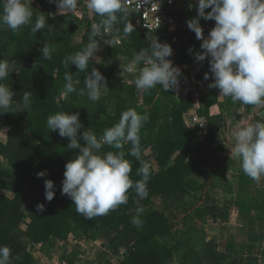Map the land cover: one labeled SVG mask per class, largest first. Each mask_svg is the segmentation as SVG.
Listing matches in <instances>:
<instances>
[{
    "label": "trees",
    "instance_id": "1",
    "mask_svg": "<svg viewBox=\"0 0 264 264\" xmlns=\"http://www.w3.org/2000/svg\"><path fill=\"white\" fill-rule=\"evenodd\" d=\"M31 6L33 21L39 12L48 14L47 22L51 28L42 29L35 35L30 26L17 33L9 29L10 40L16 42L14 55H10L9 45L0 40V59L46 65L44 74H35L10 64L13 72L4 81L16 93L11 108L13 112L0 114V133L3 126H8L6 142L0 141V184L4 179L15 182L13 198L0 195V245L11 248L12 264H34L31 246L37 244H41V252L50 257L53 249L49 242L52 240L63 242L64 264H77V251L68 252L70 237L82 234L88 240H96L108 229L117 230L109 240L117 257L116 264H168L172 260L177 264H244V242L237 243L233 252H227L219 247L216 237L200 239L189 231L193 227L184 230L179 227L178 213L190 214L192 211L201 220L212 222L228 221L234 210L241 214L264 215L261 181H253L242 170L236 191L228 180L218 181L224 203L220 204L210 193L204 198L201 195L204 183L200 177L212 173L210 164L217 165L226 154L218 144L225 121L223 111L219 114L211 112V107L219 102L217 92H203L200 107L196 109L198 116L207 121L206 131L200 122L194 126L186 123V118L193 117L192 91L182 98L177 97L174 90L166 92L158 85L144 91L140 101L136 88L128 85L124 69L141 49L150 46V42L139 24L140 14L127 7L128 19L135 30L125 37L122 35L123 25H117L121 35L110 32L97 37L101 43L107 39L103 60L89 61V72L96 68L104 77L110 75L107 92L102 93L97 102L89 100L86 94L72 93L65 97L61 94L66 83L65 73L70 72L74 82L80 81L75 85L77 90L84 87L88 73L78 71L75 65L66 67L64 58L88 44L91 24L98 23L100 18L85 15L84 19H79L74 13L58 14L57 4L49 0H33ZM179 13V26L168 38L176 35L180 40H189L195 49V59V54L202 51L201 44L187 26V21L194 15L185 10ZM205 22L200 23L204 26ZM80 28H84L85 33L82 41L75 44L73 39ZM117 38L122 42L118 44ZM45 43L55 45L50 60L44 59L40 51ZM25 91L33 94L32 104L27 109L24 105L17 106L23 102ZM128 108L150 114L141 129L142 157L150 163L152 170L148 196L140 200L133 190H129L127 204L120 205L106 216L85 219L76 212L73 201L61 195L65 165L79 150H68V139L50 131L47 118L60 111L79 112L84 126L79 133L90 128L99 137L106 128L118 122L121 112ZM81 143L85 142L81 139ZM130 147L126 144L125 151ZM102 150L116 151L107 144ZM2 158L14 170L5 169ZM126 158L132 162L131 178L133 181L140 179L137 175L139 162L131 156ZM40 162L46 163L47 172L46 176L38 178L37 173L42 170L38 167ZM45 179L55 183L56 194L51 202L45 199ZM33 195L39 199L37 204L45 205L43 213L37 212L36 206L30 212L24 210ZM156 197H159L158 201ZM196 199L197 202L202 200V204H196ZM137 216L142 227L133 223ZM186 218L188 215L181 220L185 222ZM25 219H29L28 226L20 232Z\"/></svg>",
    "mask_w": 264,
    "mask_h": 264
},
{
    "label": "clouds",
    "instance_id": "2",
    "mask_svg": "<svg viewBox=\"0 0 264 264\" xmlns=\"http://www.w3.org/2000/svg\"><path fill=\"white\" fill-rule=\"evenodd\" d=\"M32 2L0 0V21L13 33L29 26L33 35L42 29H50L48 14L39 12L33 21ZM49 2L57 4L61 15L78 7V0ZM86 7L100 18L99 22L91 24L88 44L75 54L66 56L63 63L68 68L75 65L78 71L88 74L84 78V87L77 90L75 85L80 81L74 82L71 73L66 72L61 94L65 97L72 93L86 94L89 100L97 102L101 99L102 85L106 84L99 70L92 68L89 72V61L100 50L97 37L104 32L121 35L117 25H123L122 35L126 37L135 27L128 19L129 9L124 0H86ZM195 7L197 15L187 21V26L195 33L196 39L202 41V51L195 54V60L203 62L210 57V72L214 79L209 87L218 89L219 95L230 98L233 103L264 109V0H196ZM206 9L210 11L206 12ZM201 18L215 21L207 37L203 35ZM40 51L44 59L50 60L55 45L45 43ZM172 54L171 45L156 38L150 41L149 47L141 49L124 70L130 72L142 65L135 80L137 89L148 91L159 85L166 92L178 90L182 70L169 59ZM10 64V61L0 59V114L13 112L11 108L16 93L4 83L13 72ZM204 79H209L208 73ZM32 97V92H24L25 109L31 106ZM79 115V112L60 111L50 114L46 121L50 131L68 139V150H79L65 165L61 195L73 201L76 212L89 220L106 216L120 205L127 204L129 190H133L140 200L146 198L152 170L150 163L142 157L141 129L150 119V114L128 108L121 112L118 122L106 128L99 137L90 128L79 133L84 127ZM257 116L255 121L234 131L235 143L230 157L240 162L246 176L258 182L264 176V110ZM105 144L116 151L104 152ZM126 144L131 145L127 151ZM128 156L140 164L138 180L131 178L132 162L126 158ZM44 176L46 171L37 173L38 178ZM44 185L45 199L51 202L56 194L55 183L45 179ZM36 211L43 213L45 205L37 204ZM133 223L142 227L138 216ZM0 264H12L9 246L0 245Z\"/></svg>",
    "mask_w": 264,
    "mask_h": 264
},
{
    "label": "crops",
    "instance_id": "3",
    "mask_svg": "<svg viewBox=\"0 0 264 264\" xmlns=\"http://www.w3.org/2000/svg\"><path fill=\"white\" fill-rule=\"evenodd\" d=\"M84 1H85V5H86V0H84ZM78 3H79V0H78ZM195 3H196V0H177L176 3L174 4V6L167 8V13L169 16H171L175 19V21L178 25L179 22H177V20H178L177 16L180 15L179 12L185 10V11H190L194 16L197 15ZM85 5H83V6L78 5V7L75 10H73L71 13H74L79 19H84L85 15H87L89 18H93L94 14L88 8L86 9ZM190 5H192L191 8L189 7ZM57 13L60 14L58 10H57ZM65 13H68V12H65ZM137 13H139V12H137ZM201 21H204V19L201 18ZM214 22H215L214 20H206L204 26L203 25H201V26L204 29V28H207V26H209V24H213ZM139 24H140L141 28L143 29V31L145 32V34L147 35V39L149 42L153 41L150 38L151 35H153V37L158 36V40L160 42L169 43L173 49V54L171 57H169V59H171L173 61L174 66H178L182 70V76L180 78L181 88L178 90H174L175 95L177 97L185 98L189 94V92L192 91L193 98H194V108L192 110L193 115H194V119H193L194 122H193V124H191V123L187 122L188 120H186L187 125L194 126L196 123L200 122L203 130L204 131L207 130V121L205 120V118H200L198 116L196 109H198L200 107V96L203 92H206V91L217 92L219 102L217 104H214L211 107V112L213 114H219L221 111H223L225 121H224V126L221 130V138H220V141L218 142V144L223 147L224 153H226V154L223 156L221 161L219 163H217V165L215 163H211L210 166H212V164L216 166V168L214 170L217 173L216 178L218 179V181L220 180L221 182H223V181L225 182L226 180H228L229 182H231L233 184V188L236 191L237 181H238L239 174H240L242 169L240 166V162L238 160L230 157V151L233 148L234 143H235V142L232 143V140L234 139V135H233L234 131L227 128V126H228L227 123H228V119H229L228 115H230L231 111L232 110L234 111V109H229V104L232 103L230 98H225V97L219 95L218 89L209 87V84L213 83V79H214L211 72H210L209 61H205V60L203 62L196 61L194 59L195 49L192 46L191 42L187 39L180 40L176 35L171 37V38H168V36L162 37L159 33L149 32V31L145 30L142 27L141 14H140V19H139ZM183 26H185V25H183ZM175 31H173V32H175ZM84 33H85V29L80 28V30L77 32V35H80L81 37H80L79 41L74 42L75 44H79L82 41V37H83ZM106 33L110 34V32H104L102 35H104ZM0 35H1V37H0L1 42L7 43L9 45L10 55H14L15 51H16V42L10 40L9 28L7 25L3 24L2 21H0ZM106 42H107V39L105 40V43ZM121 42H122L121 38H117V43L119 44ZM105 43L100 42V44L102 45V48H103V56H104V46H105L104 44ZM180 44L182 46H184V48L186 50H183L180 47ZM190 49H191V51H190ZM183 54H184V56H182ZM91 60H94V59H91ZM102 60H103V58L99 61H102ZM94 61H97V60H94ZM11 65L14 67H22V68L26 69L28 72L35 73V74H44L46 72V65L40 64V63H32V62H28V61H24V60H14L11 62ZM205 73H208V75H209L208 80L204 79ZM129 75H130V72L127 71L126 81H127L128 85L136 88V90L140 94L139 95L140 101H142L144 90L141 91L140 89H137V87L135 85V81H134L135 80L134 79L135 73H132V76L130 77L131 82L129 81ZM106 77L105 78L107 79L106 84H107V90H108L110 75H107ZM132 78H133V80H132ZM107 90H106V92H107ZM196 93H198V96H196ZM225 102L228 103L227 106H226ZM18 104H22V105L20 106ZM221 104H222V106H221ZM23 105H24L23 102L17 103L18 107H22ZM248 106L249 105H247V107ZM251 108L249 107V109H251ZM261 110H264V109L260 108V111ZM257 118H258V116L254 115V117L252 118V122L255 121ZM7 133H8V126H3L1 133H0V141L6 142ZM3 165H4L5 169L14 170L11 168V166L8 164V162H6V164L3 163ZM38 167L40 169H42V171L47 172V168H46L45 163L40 162L38 164ZM233 174H234V177H233ZM4 180H6V179H4ZM3 181L0 184V195L3 197H6V198H10V199L13 198L15 195V182L12 185L10 183H7V182L5 183ZM260 181H261L260 182L261 187L264 188V176L261 177ZM221 190H222V188H221ZM156 198H155V200L158 201L159 197H156ZM38 201H39L38 197L33 195L28 200V202L26 203L24 210L26 212H30L36 206ZM232 214H231L232 217L230 218V221H225V222L220 221V222H222V224H224L225 226H229L228 227L229 229L227 231L225 230V232H228L230 230L233 231L237 227L242 228V230L240 232L238 230H236L235 233L237 236L236 237L237 241L239 238L240 239L243 238L246 240V243H247L245 256H244V264H264V216L256 215L254 213L253 214H241V213L235 212V210L232 212ZM236 221H237V223H236ZM28 223H29V219H25L22 221V223H21L22 226L20 227L22 230L21 232H24L26 230ZM96 226H97V228H99L100 223L97 222ZM116 232H117V230L108 229L103 234H101L99 236V238L96 240H88L87 237L82 235V234L78 237L71 236L68 243H67L68 249H69L68 252H70L71 250L77 251V253L79 254V257L77 259V264H83V262H84V264H116L118 262L117 257L114 255L112 247L109 244L110 238ZM232 241H234V240L232 239ZM49 245L52 248H54V250H55L56 246H61V249H62L63 242H61L59 240H52L49 242ZM88 245H90V248L86 249L88 247ZM227 245L228 244L226 243L225 247H227ZM34 246L41 248V244H37ZM85 251H86V253H85V255H83L82 253ZM32 252L35 256V263L34 264H58V260H60L61 257H62V263L61 264L65 263L63 260V250L61 251V253L60 252L54 253L50 257H48L44 253H42L41 250L39 252H35L32 250ZM227 252H229V251H227ZM58 254H59V256H58ZM82 258H84V259H82ZM55 261L57 263H55ZM59 264H60V262H59Z\"/></svg>",
    "mask_w": 264,
    "mask_h": 264
},
{
    "label": "rangeland",
    "instance_id": "4",
    "mask_svg": "<svg viewBox=\"0 0 264 264\" xmlns=\"http://www.w3.org/2000/svg\"><path fill=\"white\" fill-rule=\"evenodd\" d=\"M83 1L84 0H79L78 5H82V6L85 5V1L84 2ZM37 5L39 7H41L39 3H37ZM86 9H87V7H86ZM57 10H58V8H57ZM80 37H81L80 35H77L76 37H74V39H73L74 42L75 41H79ZM150 38L154 41L156 38L158 39V36L157 37H153V35H151ZM180 47L183 50H186L184 48V46H182L181 44H180ZM96 55L97 56L93 57L94 60L99 61V60H101L103 58V48H102L101 44H100V50L96 53ZM138 67H140V66H138ZM138 67L135 68L133 71H130V75H129V81L130 82H131L130 77L132 76V73H135V77H134L135 80L138 78V76H139V68ZM106 78H105V80H107ZM132 80H133V78H132ZM180 85H181V81H180ZM180 85H179V89L181 88ZM106 90H107V84L102 85L101 92L102 93H106ZM225 104H226V106L228 105V103H226V102H225ZM18 105L21 106L22 104H18ZM229 109H234V111L232 110L231 114L228 115L229 119H228V123H227L228 124L227 128H229L232 131H235V129H237L239 126H243V125H246L247 123L252 122V118L254 117V115L257 116L258 112L260 111V108L252 107L251 109H249V107H247V105H243L240 102H236V103L232 102L231 104H229ZM193 119H194V115H193V117L186 118V120H188L187 122L191 123V124H193V122H194ZM233 140H232V143L235 142ZM2 161H3L4 164H6V162H7L3 158H2ZM43 163H45V162H43ZM209 168L212 169V173L207 174V175H203V176L200 177V180L204 183V189H203L201 195L204 198L205 194L210 193L211 196H213V198L217 199V201L220 204H222V203H224L225 200H224V196L221 193V187H219L220 185H218V179L216 178L217 177V173L214 170L216 168V166L212 164V166H209ZM208 172H209V170H208ZM233 177H234V174H233ZM3 182H5V183L7 182V183H10L12 185L14 183V181L11 180V179H6ZM194 202L196 204L199 203V205L202 204V200H199L197 202V199H196V201L194 200ZM192 212L190 214H188V213H181V214L178 213V217H179L178 220H179V225H180L179 227L181 229L184 230L186 228H192L193 227V230L190 229L189 231H192L193 233H195V235H197V237L200 238V239L205 238V236L207 238L216 237L217 240L219 241V247L221 249H225V250H227L229 252H233L235 247H236V244L239 243V242H244L246 247H247V243H246L245 239H243V238L240 239L239 238L238 241L236 240L237 236H236L235 232H236V230H238L240 232L242 230L241 227H237L233 231L230 230L228 232H225V230L227 231L229 229L228 228L229 226H225L220 221L212 222V221L201 220L199 217L194 216V214ZM186 215H188V218H186L185 222H183L181 220V218H183ZM260 216H264V215H260ZM231 217L232 216H230V218ZM228 221H230V219ZM236 223H237V221H236ZM19 231L20 232L22 231L21 228L19 229ZM232 239L234 241H232ZM226 243L228 244L227 247H225ZM88 248H90V245H88V247L86 249H88ZM31 249L33 251H35V252H39L40 251V248L37 247V246H34V245L31 246ZM52 249H53L52 254L58 253V252L61 253V251L63 250V248L61 249V246H56L55 250H54V248H52ZM85 253H86V251L83 252L82 254L85 255ZM59 254H58V256H59ZM82 259H84V258H82ZM59 262H60V264L62 263V257L60 258V260H58V264H59ZM55 263H57V262L55 261ZM83 264H84V262H83ZM168 264H177V262L175 260H172Z\"/></svg>",
    "mask_w": 264,
    "mask_h": 264
},
{
    "label": "built area",
    "instance_id": "5",
    "mask_svg": "<svg viewBox=\"0 0 264 264\" xmlns=\"http://www.w3.org/2000/svg\"><path fill=\"white\" fill-rule=\"evenodd\" d=\"M177 0H124L125 5L133 11L141 14L142 27L154 33H159L162 37H167L178 27L175 19L168 15L167 8L174 6ZM209 24L203 29V35L207 37L210 30L214 27ZM201 44L202 41L199 40ZM210 57L205 59L209 61ZM198 96V93H196Z\"/></svg>",
    "mask_w": 264,
    "mask_h": 264
}]
</instances>
